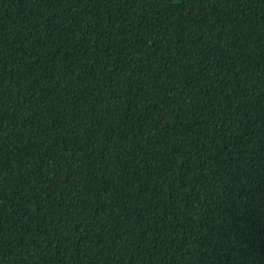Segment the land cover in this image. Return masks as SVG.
<instances>
[{
    "label": "trees",
    "instance_id": "1",
    "mask_svg": "<svg viewBox=\"0 0 264 264\" xmlns=\"http://www.w3.org/2000/svg\"><path fill=\"white\" fill-rule=\"evenodd\" d=\"M0 264H264V0H0Z\"/></svg>",
    "mask_w": 264,
    "mask_h": 264
}]
</instances>
